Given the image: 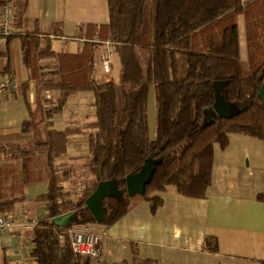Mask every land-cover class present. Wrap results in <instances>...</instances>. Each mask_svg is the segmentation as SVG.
Returning <instances> with one entry per match:
<instances>
[{
  "label": "trees",
  "instance_id": "trees-1",
  "mask_svg": "<svg viewBox=\"0 0 264 264\" xmlns=\"http://www.w3.org/2000/svg\"><path fill=\"white\" fill-rule=\"evenodd\" d=\"M11 1L0 0V6ZM108 1L110 22L104 37L115 43V53L120 58L121 91L113 80L99 83L93 77L97 46L93 41L79 52L66 53L56 52L36 32L0 34V38H6V48L0 50V56L8 55L11 40L20 37L24 62L40 91H61L56 102L45 100L49 106L43 108L40 123L34 119L25 123L26 128L38 132L35 146L45 149L50 172L48 191L37 198L47 211L34 231L32 256L38 264L91 263V257L72 249L68 228L75 224L111 226L128 213L134 198L126 196L122 202L105 198L108 215L97 222L85 200L100 181L125 178L138 171L148 157L160 158L146 193L139 195L149 200L156 211L163 201L151 195L169 187L191 197L206 196L212 183L215 145L225 149L230 134L264 141V0H154L149 29L145 26L148 0ZM240 14L246 18L247 66L241 59ZM141 50L146 52L144 63ZM218 82L224 84L231 114L214 115L203 126L204 109L213 108ZM152 86L156 93L154 139L149 136L148 115ZM79 91L94 94L95 119L84 127L90 131L89 167L95 180L74 200L63 185L69 175L66 163H57L66 154L68 136L55 129L51 119ZM41 127L45 129L40 135ZM8 146L0 145V153L15 144ZM257 198L264 201V192ZM15 201L0 202V212H8ZM76 209L78 223L59 226L51 221ZM60 234H66L64 243ZM143 264L157 263L147 259Z\"/></svg>",
  "mask_w": 264,
  "mask_h": 264
},
{
  "label": "crops",
  "instance_id": "crops-1",
  "mask_svg": "<svg viewBox=\"0 0 264 264\" xmlns=\"http://www.w3.org/2000/svg\"><path fill=\"white\" fill-rule=\"evenodd\" d=\"M11 3L15 35L36 32L47 39L56 52L66 53L79 52L88 41H93L97 44L94 63L102 62L105 50L102 41L109 39L104 37L105 26L110 22L108 0H12ZM237 21L241 59L247 66L245 15H238ZM5 48L6 38L2 37L0 50ZM6 70H9L6 74L16 77L18 86L12 93L0 95V145L15 144L0 153V202L16 201L8 212H0V215H12L20 220L37 218L40 222L47 216L45 204L37 200L49 188L47 153L39 147L34 153H26V144L35 145L39 135L35 129L26 128L25 123L32 119L40 123L43 108L49 106L45 100L56 102L61 91H40L24 62L20 37L11 40L8 55L0 56V75ZM109 80L106 77L105 82ZM217 88L220 99L217 107L208 110V121L214 115L231 114L224 84L218 82ZM86 92L89 93L72 94L64 110L51 119L55 129L67 133L66 154L57 160L67 167L64 158L85 152V145L90 157L89 137L85 139L84 126L94 119L86 120L84 114L93 109L96 113V109L92 104L94 94L89 98ZM75 127L84 138L69 136L67 131ZM93 180L91 178L90 182ZM263 192L264 141L232 133L225 149L215 145L212 183L205 197L187 196L169 187L151 195L163 201L156 211L149 200L138 197L132 199L128 213L113 225L88 224L102 236L103 248L102 255L92 258L90 264H143L147 259L157 264H263L264 201L257 198ZM34 231L31 225L2 231L0 264H38L32 256Z\"/></svg>",
  "mask_w": 264,
  "mask_h": 264
},
{
  "label": "built area",
  "instance_id": "built-area-1",
  "mask_svg": "<svg viewBox=\"0 0 264 264\" xmlns=\"http://www.w3.org/2000/svg\"><path fill=\"white\" fill-rule=\"evenodd\" d=\"M0 34L4 36L15 34L14 9L11 2L0 6ZM105 50L102 55L103 69L106 74L112 73V61L115 54V43L111 40L102 41ZM18 86V81L14 75H0V95L12 93ZM37 218L25 217L20 220L12 215H0V233L16 226L31 225L36 227ZM66 234H60V241L65 242ZM67 235L72 249L84 256L99 258L102 255V236L92 230L88 224H75L68 228Z\"/></svg>",
  "mask_w": 264,
  "mask_h": 264
},
{
  "label": "rangeland",
  "instance_id": "rangeland-1",
  "mask_svg": "<svg viewBox=\"0 0 264 264\" xmlns=\"http://www.w3.org/2000/svg\"><path fill=\"white\" fill-rule=\"evenodd\" d=\"M153 7H154V0H148L147 6H146V16H145V21H146L145 26L147 27V29H149L152 24L151 13H152ZM99 49L100 47L98 46V50ZM140 55H141L140 57L142 59V62L144 63L147 58L146 52L144 50H141ZM121 74H122V67L120 64L118 54H115L113 58V71L110 74V76L104 73L102 62L98 64L96 62L93 65V76H96L99 79V82H105L106 77H109L110 80H113L118 85L120 91H121V85H122ZM87 94L89 98L93 97V93L91 91H89V93L86 92V95ZM155 95H156L155 87L152 86L150 90L149 103H148V115H149V127H150L149 136L151 139L155 138V133H156V98H155ZM119 99L120 100L122 99L121 94H120ZM84 116L86 120L95 119V110L93 109L91 110V112H88V113L85 112ZM40 129L41 130L39 134L41 135L43 134V131L45 128L41 127ZM80 131L81 130L79 128L75 127L74 129H69L67 132L69 136H71V138H74V137L77 138V137H83ZM84 132H85V139H87L89 137V130L85 129ZM26 148L28 150V153L30 154V153H34L36 146L32 144H26ZM85 149L88 150V145H85ZM87 150H85V152L80 153L78 155L74 154L73 157L64 158V161L68 163L67 170L69 171L68 172L69 176L67 175V177L65 178L66 180L63 181V185L65 183L64 185L65 189L71 192L72 198H74V200L79 199L81 196V190L84 187H87L90 183H92L95 180L94 177L90 173V167H89L90 157H88L86 154ZM46 177L50 178L49 170H48ZM91 178L94 180L90 182ZM137 197H139V195L136 197L134 196V198H137ZM93 261H96V259H93Z\"/></svg>",
  "mask_w": 264,
  "mask_h": 264
},
{
  "label": "water",
  "instance_id": "water-1",
  "mask_svg": "<svg viewBox=\"0 0 264 264\" xmlns=\"http://www.w3.org/2000/svg\"><path fill=\"white\" fill-rule=\"evenodd\" d=\"M219 99V89L216 85V101L214 107L218 106ZM208 110L210 109H204L203 126L209 122L207 116ZM220 116L229 115L220 114ZM161 161L160 158L150 156L145 160L138 171L129 173L125 178L112 177L111 179L100 181L96 189L85 200L87 208L96 221L101 222L102 219L108 215V207L105 204V198H115L119 202H122L126 196L134 197L136 195H144L147 186L153 179L156 165L161 163ZM123 183H125V185H123ZM51 221L59 226H69L73 223H78L79 210L76 209L57 215L53 217Z\"/></svg>",
  "mask_w": 264,
  "mask_h": 264
},
{
  "label": "bare ground",
  "instance_id": "bare-ground-1",
  "mask_svg": "<svg viewBox=\"0 0 264 264\" xmlns=\"http://www.w3.org/2000/svg\"><path fill=\"white\" fill-rule=\"evenodd\" d=\"M74 224V223H73Z\"/></svg>",
  "mask_w": 264,
  "mask_h": 264
}]
</instances>
